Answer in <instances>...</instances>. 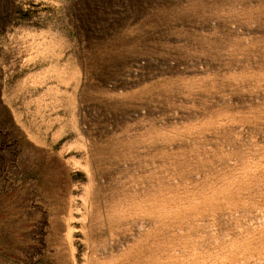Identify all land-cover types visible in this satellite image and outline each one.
Segmentation results:
<instances>
[{
  "label": "rangeland",
  "instance_id": "374dc122",
  "mask_svg": "<svg viewBox=\"0 0 264 264\" xmlns=\"http://www.w3.org/2000/svg\"><path fill=\"white\" fill-rule=\"evenodd\" d=\"M0 264H264V0H0Z\"/></svg>",
  "mask_w": 264,
  "mask_h": 264
}]
</instances>
